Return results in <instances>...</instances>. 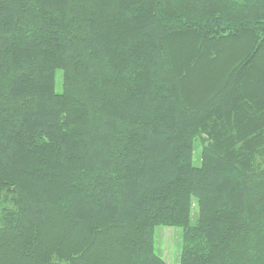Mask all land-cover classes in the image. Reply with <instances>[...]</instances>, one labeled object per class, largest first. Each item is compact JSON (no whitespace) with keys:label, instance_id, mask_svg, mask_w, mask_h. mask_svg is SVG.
Masks as SVG:
<instances>
[{"label":"trees","instance_id":"obj_1","mask_svg":"<svg viewBox=\"0 0 264 264\" xmlns=\"http://www.w3.org/2000/svg\"><path fill=\"white\" fill-rule=\"evenodd\" d=\"M160 227L264 264V0H0V264H168Z\"/></svg>","mask_w":264,"mask_h":264},{"label":"rangeland","instance_id":"obj_2","mask_svg":"<svg viewBox=\"0 0 264 264\" xmlns=\"http://www.w3.org/2000/svg\"><path fill=\"white\" fill-rule=\"evenodd\" d=\"M63 73L57 74L56 88L62 91ZM198 164V157H196ZM182 231L178 228L160 227L155 232L156 252L163 257L168 264H179L182 254Z\"/></svg>","mask_w":264,"mask_h":264}]
</instances>
